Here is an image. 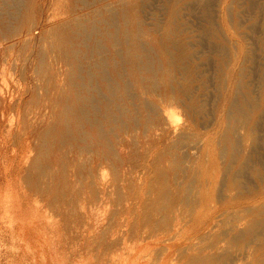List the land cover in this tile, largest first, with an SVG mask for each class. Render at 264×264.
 <instances>
[{
    "label": "bare ground",
    "instance_id": "obj_1",
    "mask_svg": "<svg viewBox=\"0 0 264 264\" xmlns=\"http://www.w3.org/2000/svg\"><path fill=\"white\" fill-rule=\"evenodd\" d=\"M0 1V207L11 229L48 222L45 264L70 262L67 216L94 264H146L118 250L151 235L175 264H264V2L249 42L248 0H162L153 23L150 0H40L28 25L26 0Z\"/></svg>",
    "mask_w": 264,
    "mask_h": 264
},
{
    "label": "rangeland",
    "instance_id": "obj_2",
    "mask_svg": "<svg viewBox=\"0 0 264 264\" xmlns=\"http://www.w3.org/2000/svg\"><path fill=\"white\" fill-rule=\"evenodd\" d=\"M48 2H50L51 4V8L54 7H64L67 4V0L63 3L62 0H47ZM99 3H95V5H100V7L103 8V6L105 5L104 2H108V0H98ZM162 0H150V2L148 4H145V7L143 9L142 12V16L145 18V20L147 22H151L153 23V21L151 20V17L154 16V13H159L162 12V8H157L159 7V5L161 4ZM264 0H248V3L245 5L244 8L241 9L242 11V15H243V19H242V26L241 29L244 30L246 32V40H248L249 42L252 41V30H255L256 35H258L260 27H252V18L255 15V5H259L261 3H263ZM2 3V1H0V4ZM253 3H255L253 5ZM40 5V0H26L25 2V7L23 8V11H26V13L28 14V16H25V21H27L26 25L30 24L31 21L32 22V18L31 16H35V15H31L30 12H33V7ZM75 7L77 10L80 11H84L83 9H81L79 7V3H75ZM94 7V6H93ZM93 7H90V9H92ZM31 15V16H30ZM186 17H188V21L193 23V24H203V21L201 20V15H200V11L196 8L193 9L192 12L190 14H186ZM162 18H164V14H162ZM250 32H251V36H250ZM46 35V34H45ZM47 41H44L43 43H41L43 46L47 45ZM26 45V46H25ZM49 48V44L47 45ZM26 47V48H25ZM25 48V49H24ZM24 49V50H23ZM12 53L14 55H18L17 51H19V55H21L22 58L26 57L29 52H28V44H21V45H17L16 47H14L13 50H11ZM24 51V52H23ZM29 75H31V72H29ZM17 78H19V76L15 75ZM14 78V76H10L8 83L10 84V86L13 85V80L12 78ZM175 112L176 109L174 108ZM178 112V111H177ZM79 151H81V148L79 149ZM87 155V154H86ZM89 166V165H87ZM87 169H85L86 171ZM109 176H113L115 173V168L111 167L109 169H107ZM65 172H62L61 178L63 179V176ZM64 181V180H63ZM65 182V181H64ZM80 184V182H79ZM62 187H64L63 185H61ZM80 188H85L84 184H80L79 185ZM4 199V185L2 184V180L0 178V202H2ZM65 198L60 197L59 198V204L61 202H63ZM97 204H101V202H97ZM87 208L89 209V204L87 203ZM111 208V203L110 204H104L103 207L100 209V212L103 216H106L109 214V210ZM236 212V211H235ZM239 212V211H238ZM236 212V213H238ZM241 212V211H240ZM11 213L12 210L7 211V213H4L3 211V207H0V264H45L44 259H42L43 255H50V250L49 247H45L43 246V243L47 242V238L48 240H50L51 242L56 241L55 236L53 235V232H50L48 228H46V221H44L45 223H41L40 221L43 220V218L40 216V218L37 219V221L34 220V222L31 224L32 225V229L25 230L22 232V230L19 228L18 225H16V229H11L10 228V224H11ZM4 214V215H2ZM44 213H42L43 215ZM45 215L48 217L49 215H47L45 213ZM238 215H240V213H238ZM62 218L64 219L63 215ZM66 219V220H65ZM64 220L60 221L62 226H63V233L65 234V236H63L61 238V241L56 243L57 245H55V243L52 245V247L55 248V246L58 247L57 253H61V251H63L62 245H64L65 247V251L66 254L64 256V262H69V264H79V261L84 259L85 264H94V259H93V251L90 250H86V252L83 254V257H79L77 255V259L75 257V255L71 252L75 246H77V242L78 240L75 239L72 235H67L69 232H71V226L70 230H67V224L69 222H72V220L70 221V217L67 216L65 217ZM69 221V222H67ZM80 223H85L86 222V218L85 216H80L79 221ZM82 223V224H83ZM81 224V225H82ZM70 234V233H69ZM158 235H154V236H146L145 239H137L139 243H141L140 246L138 247H133V248H128V247H124V248H120L118 250L119 253H121L123 255V257L125 259H132L133 261L135 259H137L140 256V253L143 254V256H145L147 260L146 264H154V262H158L155 264H161L163 260H165V262L163 264H175L176 261H171V259H173V257H170V259L166 260V254H167V250H165L164 253H161L162 256H158V252L157 254H155L156 252H153V249H157V247L159 246H165V243L158 240ZM133 244V242H132ZM160 247V248H162ZM98 248V247H97ZM154 249V251H155ZM28 250V252L26 253L25 251ZM39 251V253H38ZM149 252V253H148ZM40 254L41 259H39V261H36L32 255H36ZM154 254V256L152 257V255ZM160 254V255H161ZM147 255V256H146ZM157 255V256H156ZM150 256L152 257L151 261L149 262ZM156 256V258H155ZM159 257V258H158ZM155 260H154V259ZM158 259V260H156ZM38 260V259H37ZM153 261V262H152ZM152 262V263H151ZM50 264H54L53 262H50Z\"/></svg>",
    "mask_w": 264,
    "mask_h": 264
}]
</instances>
